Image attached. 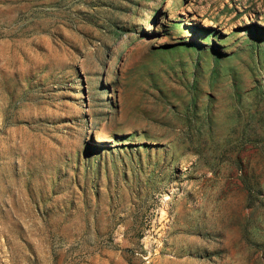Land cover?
Returning a JSON list of instances; mask_svg holds the SVG:
<instances>
[{
  "label": "rangeland",
  "instance_id": "1",
  "mask_svg": "<svg viewBox=\"0 0 264 264\" xmlns=\"http://www.w3.org/2000/svg\"><path fill=\"white\" fill-rule=\"evenodd\" d=\"M0 264H264V0H0Z\"/></svg>",
  "mask_w": 264,
  "mask_h": 264
},
{
  "label": "bare ground",
  "instance_id": "2",
  "mask_svg": "<svg viewBox=\"0 0 264 264\" xmlns=\"http://www.w3.org/2000/svg\"><path fill=\"white\" fill-rule=\"evenodd\" d=\"M171 1H167L164 5V10L165 12H168L170 9H171ZM193 19V18H192ZM163 19H162V23H163ZM196 22V21H195ZM193 23V22H192ZM195 24V23H194ZM246 24H250V21L249 20H246ZM204 26H209L208 23L205 22ZM163 214V211L161 212Z\"/></svg>",
  "mask_w": 264,
  "mask_h": 264
}]
</instances>
